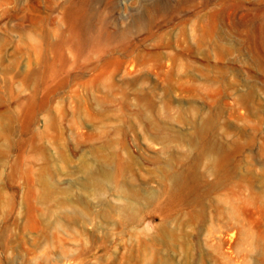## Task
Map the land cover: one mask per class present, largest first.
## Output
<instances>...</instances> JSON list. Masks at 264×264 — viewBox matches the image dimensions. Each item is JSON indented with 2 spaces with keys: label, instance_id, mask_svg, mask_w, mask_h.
Returning a JSON list of instances; mask_svg holds the SVG:
<instances>
[{
  "label": "rangeland",
  "instance_id": "1",
  "mask_svg": "<svg viewBox=\"0 0 264 264\" xmlns=\"http://www.w3.org/2000/svg\"><path fill=\"white\" fill-rule=\"evenodd\" d=\"M0 264H264V0H0Z\"/></svg>",
  "mask_w": 264,
  "mask_h": 264
}]
</instances>
